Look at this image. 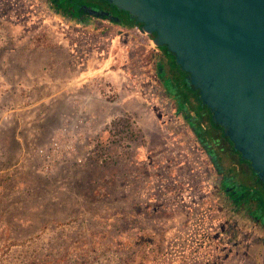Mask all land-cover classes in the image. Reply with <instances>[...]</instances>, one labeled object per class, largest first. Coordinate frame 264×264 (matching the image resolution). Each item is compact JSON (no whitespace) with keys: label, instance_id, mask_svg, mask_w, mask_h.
I'll return each mask as SVG.
<instances>
[{"label":"rangeland","instance_id":"1","mask_svg":"<svg viewBox=\"0 0 264 264\" xmlns=\"http://www.w3.org/2000/svg\"><path fill=\"white\" fill-rule=\"evenodd\" d=\"M33 4V22L77 23ZM96 25L121 27L102 18ZM124 88L138 93L132 79ZM162 89L164 110L141 92V108L131 115L132 149L115 153L112 164L0 177V264H264V190L232 164L227 176L251 191L242 205L224 202L202 150L169 123L174 99ZM229 152L226 146L224 160ZM55 226L67 231L45 235Z\"/></svg>","mask_w":264,"mask_h":264},{"label":"water","instance_id":"2","mask_svg":"<svg viewBox=\"0 0 264 264\" xmlns=\"http://www.w3.org/2000/svg\"><path fill=\"white\" fill-rule=\"evenodd\" d=\"M175 58L264 183V0H103Z\"/></svg>","mask_w":264,"mask_h":264},{"label":"crops","instance_id":"3","mask_svg":"<svg viewBox=\"0 0 264 264\" xmlns=\"http://www.w3.org/2000/svg\"><path fill=\"white\" fill-rule=\"evenodd\" d=\"M33 15L23 16L14 22L3 21L2 25L9 35L10 43L8 48L0 53V64H6L10 78L19 79L28 85L34 82L32 77L44 78L46 81L55 83L50 88L45 86L44 95H33L32 103L24 101V96L20 95L14 97L12 101L19 105H28L13 115L24 113L35 118L33 125L37 131L36 142H45L60 121L71 114V107L67 101L69 92H59L60 86L57 84L65 85L74 81L79 71V53L87 58L89 71H99L116 89L117 100L114 102L93 103L94 113L100 123L98 125L99 140L102 142L115 136L113 131L105 129L103 124L107 121L113 118L129 117L130 121L134 122L131 115L132 112L141 108V101L137 102V99L142 94L140 91L138 93L141 95L124 88V82L127 78L128 81L131 80L129 79L131 55L133 50L138 48L135 38L126 34L121 28L109 31L96 24L52 26L48 24V27L45 23L33 22ZM94 41L97 43L96 47V43L93 44ZM86 45H90L92 49L89 48V51ZM72 89L78 91V88ZM131 100L135 105L131 106L133 104ZM43 112L46 115L42 119ZM17 120L12 119L0 132L4 151V159L0 161V177L4 174L35 173L32 166L34 161H26L22 157V145L17 139L19 128ZM22 134L25 136V131H22ZM9 142L14 143L13 149ZM115 151L116 148L113 147V155ZM15 165H20L18 166L20 169L15 171L16 168H13Z\"/></svg>","mask_w":264,"mask_h":264},{"label":"built area","instance_id":"4","mask_svg":"<svg viewBox=\"0 0 264 264\" xmlns=\"http://www.w3.org/2000/svg\"><path fill=\"white\" fill-rule=\"evenodd\" d=\"M33 8L31 0H0V53L4 52L10 43L9 35L2 25L3 21L14 22L23 16H30L33 14ZM120 28L135 38L145 49L155 54L159 53L160 48L154 44L153 38L142 33L140 26H121ZM94 43L96 42L94 41ZM86 48L92 49L90 45H86ZM79 54V71L74 81L65 85L57 84L60 86L59 92H69L67 101L71 107V114L64 117L49 134L47 140L42 143L36 142L37 131L33 125L34 117L24 113L13 115L28 105H19L12 101L14 97L20 95L24 96V101L32 103L33 95H44L45 86L50 88L55 83L46 81L44 78L35 79L32 77L34 82L28 85L19 79L10 78L5 67L6 64H0V132L4 125H7L12 119H18L17 139L22 145V157L26 161H34L32 163L33 170L44 177L55 176L70 165L82 167L112 164L116 159V155L112 154L113 147L116 148L115 153L118 155L129 152L133 146L134 131L132 126L135 123L133 120L130 121L129 117L113 118L103 124L105 129L113 131L115 136L106 141L99 140L98 125L100 123L94 113L93 103L96 101L114 102L117 100L116 89L99 71H89L87 58H84L81 53ZM126 81L128 78L124 84ZM72 88H78V91ZM80 89L86 90L81 91ZM135 89L140 91L137 87ZM45 115V112L41 114L42 119ZM22 131H25V136ZM3 159L4 151L0 139V161ZM18 166L20 165L13 166L16 168L15 171L20 169ZM65 227H50L45 235L50 233L53 236H59L67 231Z\"/></svg>","mask_w":264,"mask_h":264},{"label":"flooded vegetation","instance_id":"5","mask_svg":"<svg viewBox=\"0 0 264 264\" xmlns=\"http://www.w3.org/2000/svg\"><path fill=\"white\" fill-rule=\"evenodd\" d=\"M34 2L40 6L43 5L49 16L77 21V23L66 22L65 24L95 25L98 19L102 18L126 27V23L131 21L126 12L118 11L115 6L103 0H93L91 3L79 0H31L33 7ZM90 18L94 21H90ZM137 45V54L131 56L130 78L144 94V98L147 96L154 98L155 107L161 109L163 107L161 106L163 87L167 95L173 97L175 106L171 111L168 108L166 110L171 118L169 123L182 127L179 128L180 130H187L190 135L187 140L196 142V147L202 150H198L197 153L205 156L211 164V173L216 179L215 188L218 196L224 202L228 200L238 206L244 204L243 200H248L251 189H241L240 183L232 175L229 177L226 174L227 170H232L230 169L232 164L239 166L245 175L251 176L255 190H264V183L253 172L250 162L241 158L240 153L234 150V145L225 135L223 128L213 122L210 109L202 105L198 90L186 81L187 74L176 65L174 56L166 53V48H160L159 53L155 54L147 53L139 43ZM164 67L173 72L175 90L172 87V79L166 78L163 74ZM158 80L159 83H157ZM226 146L230 150V157L224 160L226 156L222 152L225 151ZM226 197L229 199L226 200ZM250 213L253 216V212Z\"/></svg>","mask_w":264,"mask_h":264},{"label":"trees","instance_id":"6","mask_svg":"<svg viewBox=\"0 0 264 264\" xmlns=\"http://www.w3.org/2000/svg\"><path fill=\"white\" fill-rule=\"evenodd\" d=\"M135 25H136V24H135L134 20H131L129 23H126V27H133V26H135ZM166 53L170 54L168 51H166ZM213 153H216V152L213 151ZM216 154H217V153H216ZM217 158H218V157H217ZM217 158H216V161L218 160ZM258 213H260V212L258 211ZM258 213L255 214V215L257 216Z\"/></svg>","mask_w":264,"mask_h":264}]
</instances>
